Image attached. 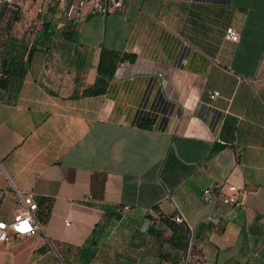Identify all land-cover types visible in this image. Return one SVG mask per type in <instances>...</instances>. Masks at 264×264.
I'll return each mask as SVG.
<instances>
[{
  "label": "crops",
  "instance_id": "1",
  "mask_svg": "<svg viewBox=\"0 0 264 264\" xmlns=\"http://www.w3.org/2000/svg\"><path fill=\"white\" fill-rule=\"evenodd\" d=\"M104 52L119 57L113 75L85 94ZM6 59L0 219L13 217L15 189L30 191L40 230L1 243L0 264H175L182 250L164 219L176 213L200 264H264V0H132L79 20L51 4L32 47ZM217 182L239 188L242 204L204 203ZM121 214L152 218L153 249L105 251L100 238Z\"/></svg>",
  "mask_w": 264,
  "mask_h": 264
},
{
  "label": "built area",
  "instance_id": "2",
  "mask_svg": "<svg viewBox=\"0 0 264 264\" xmlns=\"http://www.w3.org/2000/svg\"><path fill=\"white\" fill-rule=\"evenodd\" d=\"M125 1L132 0H0V26L3 27L13 18L23 30L24 41L30 48L38 33L43 29L45 13L49 5H63L67 20H79L87 15L105 16L122 9ZM225 36L228 40L237 42L239 34L232 26L226 28ZM8 78L0 60V90L1 83ZM218 91L209 92L214 98ZM242 191L234 184L217 182L201 192V200L218 209L225 207H239L242 204ZM16 209L13 217L6 221L0 219V244L7 242L12 235L22 236L35 234L40 227L35 219L38 209L37 202L30 191L14 190ZM128 205L119 208L120 212H127ZM153 214L152 211H150ZM169 221L181 226L186 231V247L181 251L175 264H200V243L195 231L189 227L184 216L176 213L169 216ZM68 225L69 221L65 220Z\"/></svg>",
  "mask_w": 264,
  "mask_h": 264
},
{
  "label": "rangeland",
  "instance_id": "3",
  "mask_svg": "<svg viewBox=\"0 0 264 264\" xmlns=\"http://www.w3.org/2000/svg\"><path fill=\"white\" fill-rule=\"evenodd\" d=\"M1 19V18H0ZM12 23L10 21L6 23L3 27L0 26V60L2 61L4 52L9 48V39H11L10 34H14ZM16 33V32H15ZM19 40V39H18ZM24 41H20V44H16L18 47H25ZM133 218V217H132ZM130 219L126 214L118 216L117 219H123V224L117 222L111 226L107 231L103 232V236L100 238V245L105 248L108 254H112L115 251L119 254L122 253L125 256L132 257L134 255L141 256L146 254L148 246L151 244V249H153L155 243H151L155 239L151 237L152 234L148 229L152 228V218L142 222H138L135 219ZM127 222V223H126ZM153 229V228H152ZM155 232V230L153 231ZM166 234V235H165ZM169 230H163V233L158 238V247L161 249L165 246V242L169 236ZM173 259L176 258L177 250L172 251Z\"/></svg>",
  "mask_w": 264,
  "mask_h": 264
},
{
  "label": "trees",
  "instance_id": "4",
  "mask_svg": "<svg viewBox=\"0 0 264 264\" xmlns=\"http://www.w3.org/2000/svg\"><path fill=\"white\" fill-rule=\"evenodd\" d=\"M8 41H9V44H8L9 48L17 47L16 44H18V43H15L12 39H9ZM32 45H31V47H32ZM9 48H7L5 50L4 55H3V59H2L3 67L5 66V64L7 63V60H8V59H6V56H7V52H8ZM104 53H103V55L105 56V60H104V56L103 57L101 56L99 63H98V66H97L98 77H97V80L95 83V87H93L90 90L84 91L83 93H85V94L102 93L104 89L101 85H104L105 80L110 78L113 75L115 63L118 61L119 57L116 56V54L113 52H104ZM13 58H17V57L15 56ZM151 124H152V121L149 119L148 120L146 119L142 122L141 125L142 126H148ZM147 216H148V214H145L144 216H140L137 219V221L141 222ZM164 222L171 229V235L168 239V242L170 243V245L173 248L180 249L183 251L186 247V231L179 225L177 227L174 226V223L170 222L168 218H165ZM157 237H159V236H157Z\"/></svg>",
  "mask_w": 264,
  "mask_h": 264
}]
</instances>
